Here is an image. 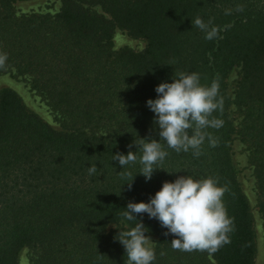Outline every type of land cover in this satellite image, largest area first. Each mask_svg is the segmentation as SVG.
<instances>
[{"label":"trees","instance_id":"trees-1","mask_svg":"<svg viewBox=\"0 0 264 264\" xmlns=\"http://www.w3.org/2000/svg\"><path fill=\"white\" fill-rule=\"evenodd\" d=\"M21 1L0 0V74L26 79L60 127L0 88V264H17L24 247L32 264H126L120 229L109 225L134 226L122 216L130 201L148 202L163 182L188 174L226 189L229 242L211 253L176 250L159 221L138 214L145 235L156 237L154 264H255L253 215L232 144L238 135L248 147L264 229V0H60L54 14H18ZM197 17L217 30L214 38L192 25ZM115 28L142 38L144 49H115ZM182 72L218 84L222 107L212 115L223 123L204 130L215 146L206 138L197 158L165 145L162 169L148 181L138 162L122 170L112 154L137 151L140 138L159 140L146 101Z\"/></svg>","mask_w":264,"mask_h":264},{"label":"clouds","instance_id":"clouds-1","mask_svg":"<svg viewBox=\"0 0 264 264\" xmlns=\"http://www.w3.org/2000/svg\"><path fill=\"white\" fill-rule=\"evenodd\" d=\"M193 24L205 32L206 39L217 34L214 27L209 29L199 17L192 21ZM155 92L157 97L148 99L146 106L154 114L153 123L159 129V140L140 138V143L134 142L137 151L112 154V161H118L122 170L138 162L141 168L137 174L143 175L146 181L151 180L155 170L162 169L159 165L169 154L165 145L177 153L191 151L198 158L206 138L210 146H215L211 134L204 130L219 128L223 123L212 115L222 107V101L217 99L218 84L215 81L210 85L201 84L196 72L179 73L171 82L158 84ZM97 171L96 164L88 167L90 176ZM128 185L131 188V183ZM225 191L213 177L196 179L188 174L163 182L148 202L130 201L122 216L126 221L138 222L127 230H120L115 237L124 247L126 264H154L156 259L154 242L145 235L146 227L137 219L138 214H147L150 219L159 221L167 230L165 235L175 237L170 245L176 250L211 253L228 243L225 234L230 231L232 222L223 205ZM17 264H32L28 247L21 249Z\"/></svg>","mask_w":264,"mask_h":264},{"label":"rangeland","instance_id":"rangeland-1","mask_svg":"<svg viewBox=\"0 0 264 264\" xmlns=\"http://www.w3.org/2000/svg\"><path fill=\"white\" fill-rule=\"evenodd\" d=\"M60 0H25L14 4V9L18 14L39 13V14H54L58 11ZM112 42L115 49L129 47L133 50H143L145 41L142 38H137L129 35L126 31L115 28L112 36ZM238 78V68H235L229 78V86L231 92L235 89L236 80ZM8 87L13 89L20 96L24 104L32 111L40 115L46 122L55 128L60 127L55 114L45 103V101L30 87L29 82L20 77L15 76L10 72L0 74V88ZM232 117L235 124L241 119L239 110L236 107L232 108ZM233 160L238 171V177L245 193L249 205L251 206L253 215V226L256 233L257 254L255 264H264V229L263 221L257 209V194L255 189L254 176L252 168L248 160V147L240 140L238 135H235L232 144ZM109 228H118L127 230L128 227L122 224H110ZM155 243L156 237H150ZM153 243V245H154ZM152 245V246H153Z\"/></svg>","mask_w":264,"mask_h":264}]
</instances>
